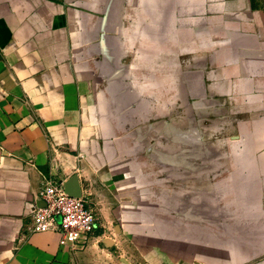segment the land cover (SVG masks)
Instances as JSON below:
<instances>
[{"label":"crops","instance_id":"1","mask_svg":"<svg viewBox=\"0 0 264 264\" xmlns=\"http://www.w3.org/2000/svg\"><path fill=\"white\" fill-rule=\"evenodd\" d=\"M159 84L226 124L195 161H156ZM43 175L86 248L27 232ZM0 264H264V0H0Z\"/></svg>","mask_w":264,"mask_h":264},{"label":"rangeland","instance_id":"2","mask_svg":"<svg viewBox=\"0 0 264 264\" xmlns=\"http://www.w3.org/2000/svg\"><path fill=\"white\" fill-rule=\"evenodd\" d=\"M158 63L159 61H157ZM155 77L162 80L164 76L157 74ZM191 78L188 76V79ZM175 84L176 80L173 78V88L177 86ZM161 87L162 85L159 84L155 91L157 111L155 126L157 133L156 161H160V164L172 163L173 166L181 162L195 161V148H211L213 145L212 135H216L218 132H226V124L212 121V107L205 100L206 105H200V107L194 105L195 98L199 97L196 90L186 91L188 105L180 106V93L173 89L171 90V105L164 106V102L167 103L168 100V92L162 90ZM199 98L202 99V96L200 95ZM199 110L202 115L199 114Z\"/></svg>","mask_w":264,"mask_h":264},{"label":"built area","instance_id":"3","mask_svg":"<svg viewBox=\"0 0 264 264\" xmlns=\"http://www.w3.org/2000/svg\"><path fill=\"white\" fill-rule=\"evenodd\" d=\"M35 205L30 216L28 233L54 231L59 235V244L71 250L86 248L98 227V215L82 192L74 197L65 191L64 182L55 176L43 175Z\"/></svg>","mask_w":264,"mask_h":264},{"label":"water","instance_id":"4","mask_svg":"<svg viewBox=\"0 0 264 264\" xmlns=\"http://www.w3.org/2000/svg\"><path fill=\"white\" fill-rule=\"evenodd\" d=\"M65 191L74 197H81L82 192H81V187L78 181V176L74 175L69 180L64 184ZM42 202V206L44 205V202Z\"/></svg>","mask_w":264,"mask_h":264}]
</instances>
